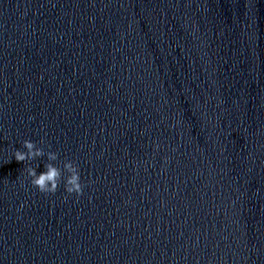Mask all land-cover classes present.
<instances>
[{
  "label": "clouds",
  "instance_id": "clouds-1",
  "mask_svg": "<svg viewBox=\"0 0 264 264\" xmlns=\"http://www.w3.org/2000/svg\"><path fill=\"white\" fill-rule=\"evenodd\" d=\"M23 147L27 151L16 150L14 152V157L18 162L32 160L36 157L45 155L43 149L37 148L35 143L30 140H25L23 142ZM47 155L49 161H54L57 159V154L55 152H48ZM45 169L46 171L40 173L39 175H37L35 168L32 167H28L26 171L27 174L32 177V185L36 187L41 193H55L61 182V169L52 163L46 164ZM64 170L69 173L65 181V191L68 194L75 193L77 196L82 195L83 185L80 182L78 168L73 162L69 161L64 164Z\"/></svg>",
  "mask_w": 264,
  "mask_h": 264
}]
</instances>
